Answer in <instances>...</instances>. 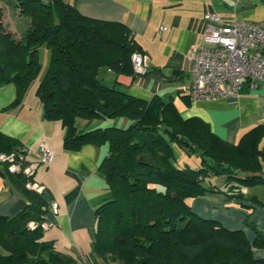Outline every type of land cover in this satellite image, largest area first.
Segmentation results:
<instances>
[{
	"label": "trees",
	"instance_id": "trees-1",
	"mask_svg": "<svg viewBox=\"0 0 264 264\" xmlns=\"http://www.w3.org/2000/svg\"><path fill=\"white\" fill-rule=\"evenodd\" d=\"M12 5L28 17V25L19 36L5 28L0 4V85L15 86L5 108L19 103L37 79L44 44L48 62L36 88L43 115L61 120L65 147L88 141L107 146L98 170L109 194L94 211L92 252L119 264H264V257L252 254V247H264V232L248 211L244 223L254 231L252 240L242 228L197 214L189 200L211 191L258 201L242 188L264 183V122L229 142L200 116L182 117L172 98L154 93L144 99L116 81H104L107 71L137 74L131 55L140 49L123 21L85 15L67 0H12ZM114 117L128 122L79 125V120ZM173 143L197 151L199 163L176 165ZM0 152L24 154L21 141L1 130ZM0 163V174L26 199L17 211L0 214V264L73 263L43 239L47 202L27 185L33 173L12 172L9 161ZM220 174L223 185L208 180Z\"/></svg>",
	"mask_w": 264,
	"mask_h": 264
},
{
	"label": "crops",
	"instance_id": "crops-1",
	"mask_svg": "<svg viewBox=\"0 0 264 264\" xmlns=\"http://www.w3.org/2000/svg\"><path fill=\"white\" fill-rule=\"evenodd\" d=\"M88 16L123 21L146 54L147 71L135 76L107 71L104 81H116L132 95L149 99L159 93L172 98L182 117L197 115L209 123L221 138L236 142L243 132L263 122L264 83L244 86L236 97L192 100L186 86L190 81L188 53L194 44L203 43L205 12L213 10L223 19L264 20V0H67ZM165 29H160V26ZM12 30L10 28H7ZM19 36V35H16ZM35 79L22 100L9 108L15 97L13 83L0 85V130L21 141L27 161L40 156L39 141L52 149L53 159L39 163L33 170L32 182L42 186L47 202L43 239L70 258L71 264H119L117 259L92 252L95 230V208L106 200L108 191L98 165L107 152L105 143H82L78 148L63 145L65 128L58 118L43 115ZM103 118L80 126L104 125ZM112 124L124 125L126 117H114ZM258 201L227 198L221 192L207 191L190 198L192 209L203 217L219 220L228 228H242L248 240L254 231L244 225L245 211L264 232V194ZM56 201L55 208L51 202ZM26 199L7 175L0 174V214L22 208ZM254 257H264V247H252ZM91 255L92 259L88 258ZM80 258L81 262L74 261ZM88 258V260H87ZM86 260V261H85Z\"/></svg>",
	"mask_w": 264,
	"mask_h": 264
},
{
	"label": "built area",
	"instance_id": "built-area-1",
	"mask_svg": "<svg viewBox=\"0 0 264 264\" xmlns=\"http://www.w3.org/2000/svg\"><path fill=\"white\" fill-rule=\"evenodd\" d=\"M204 17V42L194 44L188 53L190 81L186 89L189 97L192 100L236 97L244 86L264 83V20H226L213 10L205 12ZM131 60L137 73L146 71V54L134 51ZM39 152V158L30 161L23 153L16 157L13 152H0V161H9L8 169L12 172L33 173L37 164L53 159L52 149L43 140L39 141ZM27 185L38 191L42 188L33 182ZM56 205V201L51 202L53 208ZM30 225L34 226V222ZM41 226H47L45 220Z\"/></svg>",
	"mask_w": 264,
	"mask_h": 264
},
{
	"label": "rangeland",
	"instance_id": "rangeland-1",
	"mask_svg": "<svg viewBox=\"0 0 264 264\" xmlns=\"http://www.w3.org/2000/svg\"><path fill=\"white\" fill-rule=\"evenodd\" d=\"M0 4L3 6L2 21H3L5 28L12 29L11 31L15 35H20L26 29V27L28 25V17L22 13L20 14L15 9V7L12 5V0H2V1H0ZM39 54H40L41 70H40V73H39L37 79H40V77L43 75V73L46 69V66H47L48 48L46 47V45L42 44L39 47ZM107 120H109V121H107L109 124L113 123V119L108 118ZM173 147H174V160L173 161L176 165H182L184 163H188L192 166H195L199 163L200 157H199V153L197 151H192V152L184 151L182 148L178 147V145L175 143H173ZM224 177L225 176L223 174L210 175L208 177V180L213 182V183L223 185ZM242 190H243V193H246V194L247 193L248 194H252V193H257V194L263 193L264 194V183H258V184H254V185L243 186ZM243 223H244V220H243ZM244 225H246V224L244 223ZM246 226H249V225H246Z\"/></svg>",
	"mask_w": 264,
	"mask_h": 264
}]
</instances>
